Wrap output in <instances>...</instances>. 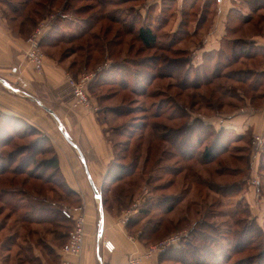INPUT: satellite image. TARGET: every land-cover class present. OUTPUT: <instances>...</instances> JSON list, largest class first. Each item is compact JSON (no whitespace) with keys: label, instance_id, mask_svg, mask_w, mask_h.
<instances>
[{"label":"rangeland","instance_id":"obj_1","mask_svg":"<svg viewBox=\"0 0 264 264\" xmlns=\"http://www.w3.org/2000/svg\"><path fill=\"white\" fill-rule=\"evenodd\" d=\"M6 1L9 5L5 4V0L0 1V10L2 13L0 21L6 17L11 26H19L20 23L23 22L21 27L27 32L25 36L27 39L34 32L37 24L44 20L49 28L53 27V23L55 24L57 18L61 16V13L57 16H54V13L63 10V7H66L67 12L64 13L66 15L62 16V20L58 19L56 23L57 30L51 33L54 34V36L59 37L64 33L63 35H66L63 37L67 39L71 37V34L77 32V30L81 31L84 28L83 22L89 20L90 24L94 26L87 35L78 39H71L70 41H57L50 47L42 45L45 56L46 53L56 57L63 55V61L68 66L73 60L78 59L80 64L77 65L74 70L81 69V74H93V78H95L98 74H105L106 72H104V70L110 72L109 66H107V63L110 62L106 60L105 54L107 50L111 49L116 52L112 60L115 63L121 64L124 68L123 70L115 69L119 77L114 80V83H104L99 86H94L93 88L91 86L89 87L92 96L90 97L91 102L98 108L94 112H98L101 108H106V114L100 116H106L108 121V124H105L107 137L113 140V148L115 146L117 156H119V158L124 156L121 142L132 134L134 136L131 139L130 152L127 158L124 159V162L131 164L134 160V153L138 152L140 154L135 174L115 183V187L112 188L114 194L121 188H125L127 190L126 192L131 193V195L134 194L136 198L145 197L144 199H146L154 196V199L157 196L165 194H180L184 187L188 186L189 192L183 202V204L189 203L191 206L189 212L183 213L186 215L187 219L176 228L167 223L164 228L165 232H167L165 233L163 231L164 235L159 236V234L154 233L150 234V237L144 240H146L149 245H152L159 243L171 234H184L183 238H181V241L176 246L163 252V254L168 252L172 254L173 251H171V249H187L186 238H188L189 241L193 240V238L190 239L189 237L190 232L193 231V234H197L199 238L200 234H206L211 239L209 242L205 243L207 250H214L216 255L219 254V252L223 253L222 257L218 260L215 255L202 256L204 252V250H202L197 256L199 258L198 263L197 261H192L191 257L188 256L189 253H186V256H188L186 260L181 259L182 256H180L178 252L172 259H168L165 264H215L217 261L221 264L222 261V263H225L227 258H231L228 264H234L235 260H243L248 254L254 253L255 251L252 249H250L252 251L248 249V251L234 253L233 247L236 246V242L241 238H243L245 243V245L241 243V247L250 246L249 244L252 242L250 237L252 234L248 235L249 228L250 232H254L255 224H257V227H261L264 230V142L260 147H256L253 144L255 134L264 135V133L252 132L248 134L247 131L243 135L244 138L242 141L233 143L228 153L224 154L210 165H202L200 161H198L200 160L198 158L185 160L180 155L174 157L170 155L173 148L171 145L166 144L168 155L163 158L164 160L159 163V166H155V159L157 158L156 146L163 141H159L157 136L160 132L153 129L154 126L152 125L154 122L159 121L169 126H179L188 120L194 122L195 128L199 127L198 118L210 119L215 116L216 112L222 113L217 111L218 109L213 106H206V104L212 101L211 98H214V101L224 100V102H226L223 111H229L231 109L228 106L229 103L234 106L246 104L247 99L252 97V94L264 91V51H260L259 55L251 59L242 57L237 63H233L225 58V63L229 64L221 68L223 71V73H221L227 74V76L231 75L235 78L231 79L226 76L225 78L221 77L218 78L215 83L204 86L202 91L206 94V97L203 102L201 101L200 109L197 107V113H191V115L183 118V113L175 107H172V103L167 101L168 99L166 97L171 95L180 101H189V96H187V94H189L190 91H182L183 93L181 95H177L180 89L175 87V84L182 80V69L180 71L181 73H177V75L174 76V79H155L148 88L147 85L151 79L149 80L147 77V80L142 82V85L147 89L145 93H133L131 91L132 87H138V90H140L139 87L141 84L138 85L137 82H141L144 77L141 76L140 73L146 75L150 70H153L149 60L144 62L141 61V59L146 60L147 57L160 54L161 52L156 49L145 48L135 35L129 34L127 31H122L118 36L115 35L120 29L119 25L110 22L107 18L103 19L101 17L103 13H105L106 16H111L112 13L118 11V14H120V16L122 15L121 17L129 19V21L132 20L135 23V29L141 25H150L158 32L159 44L161 47H168L172 42H175V50L172 49L173 52L169 53L166 51V54H170L177 58H184L187 55L190 56V52L187 54L186 51L188 50L186 49L199 44V40H191L190 36L185 35V32L193 30L196 27L210 26V21L207 22L209 14L205 11V4L202 0H105L106 3L104 4L102 0H56V5L53 7L54 9L52 8L53 12L50 13L44 10L40 3H38L40 0H31L28 4L23 3L24 0ZM235 8L237 13L239 12L238 14L243 16L250 14V18L252 16L253 19L248 23H243L236 19L234 14L230 16V21H228L227 24V38L223 44L227 55L230 54L231 50V45L227 43L235 41L236 38L240 40V42L250 41L249 38L255 33H264V8L253 11L242 0L236 1ZM35 12H39L40 15H36ZM43 17L47 18L44 19ZM111 39H114L112 41L114 44H108V41ZM88 45L90 46V51L88 52L93 56V60L90 65L85 67L84 60L87 56L85 49ZM256 48H259V46L254 45L251 49V54L255 53L254 51ZM73 51H75V53L72 55ZM206 65H210L209 62H206ZM212 67L213 66L208 68V70H212ZM69 74L73 76L72 73ZM79 76L76 77L78 78ZM237 77H242L245 81L239 82ZM113 79L114 76L112 81ZM256 80H258L257 84L259 85L258 87H260L258 91L252 90V83L256 82ZM123 85H128L129 88L124 89ZM220 86H224V88H220ZM222 91H226L227 93L225 94ZM233 95H235L236 98L239 97V95H244V97L236 99ZM256 104L264 105V101L261 103L256 102ZM113 106H117L118 110L122 112V115L114 116L113 114H108L110 112H107V108H112ZM128 110H131V112L123 115V113ZM159 112L163 114V117L158 119L155 117V114ZM167 115L170 116V119L166 118ZM172 117L174 120L171 119ZM2 120L3 119L0 118V121ZM203 121L206 123L205 120ZM135 122H144L142 129H135L133 127ZM26 132L27 133L23 131L19 132V135H16V140L12 141L9 146L0 147V150H3L2 153H6V150H12L15 144L20 146L40 136L38 134L31 135L28 133V130ZM137 147L140 149H135ZM201 148L203 150V146ZM47 155L48 154L39 155V158ZM148 157L149 160L147 161ZM173 166L185 167V169L181 174L173 175L168 169H173ZM225 166L231 168V171L227 169L228 171L224 174L220 171L219 173L215 172L217 170L216 168H225ZM174 178L176 179V183H171ZM255 180L257 183L255 182L254 184ZM210 181L216 188L220 186H217V184L238 181L242 182L243 186L239 192H235L234 194L231 193V189L228 190L229 192L217 193L207 185V182ZM157 184H161V187H158V190L154 191L153 187ZM251 185L254 187H251ZM146 190L147 193L145 192ZM220 191H223V189L221 188ZM248 191H250V199L248 198V194H246ZM20 198L19 196V200H21ZM153 199L150 200V203L153 202L152 204L154 205L155 199ZM96 200L98 204L101 203L100 199L96 198ZM72 204L75 206L78 203L73 202ZM102 207L101 210L103 211ZM141 207H143V205ZM63 208L69 210L68 205L63 206ZM8 212V209L5 210L2 202H0V222L7 224L6 228L0 232V242H4L5 238L10 236V234H14L16 235L17 245L12 246L9 250L0 247V262L2 264H18L17 260L19 255L17 256V254L20 247H23L24 250L21 255L24 258V263L22 264H35L36 261L42 262L41 257H43L48 264H55L52 260V255L50 256L48 251L44 250L42 246H37L38 252L41 253L40 258L36 257L35 248L34 253H29L27 251V248L31 246V243H26L24 240L25 236H27V230L20 228L21 224H16L18 213L24 211L20 210L13 215H8ZM169 216L175 217L174 214ZM165 217L167 216L162 214L160 210L150 208L148 215H140V217H138L142 218L140 223L133 225L129 231L133 236L143 237L144 229L142 230V228L149 225L148 222L150 219H165ZM245 225L248 226L246 236L240 234ZM42 228V226L36 227L38 231L36 237H33V240L37 239L38 236H42L45 238L43 242L46 243L47 240H51L52 238L48 239L49 235ZM196 244L199 252V249H202L201 246L204 243L199 241V243L196 242ZM27 258L32 260L31 263L26 261ZM243 262L244 261H242V263Z\"/></svg>","mask_w":264,"mask_h":264},{"label":"trees","instance_id":"obj_2","mask_svg":"<svg viewBox=\"0 0 264 264\" xmlns=\"http://www.w3.org/2000/svg\"><path fill=\"white\" fill-rule=\"evenodd\" d=\"M3 1V0H0ZM31 0H24L23 3H29ZM125 1V0H123ZM251 10L255 11L261 8H264V0H242ZM103 4L106 3L105 0H102ZM38 3L43 7L44 10H47L49 13L53 12L52 8L56 5V0H46L42 1L40 0ZM5 4L9 5L8 2L5 0ZM54 9V8H53ZM82 9V8H79ZM69 11V10H68ZM78 11V10H76ZM67 12L66 7H63V10L56 11L54 13V16H57L59 13H61V16H59L55 22L53 23V27H50V29L45 33L42 39V45L43 46H53L54 43L57 41L62 40H68L71 39H78L81 38L91 30L92 24H90L89 20L83 22L84 28L77 32H74L71 34V37H68L67 39H64L63 35H60L59 37L54 36V34H51L52 31L57 30L56 23L58 22V19L62 20V16L66 15L64 14ZM239 13V12H238ZM237 10H231V15L234 14L236 19H238L240 22L248 23L253 18L250 14L248 15H241L238 14ZM36 15H40L39 12H35ZM49 16V15H48ZM47 16V17H48ZM122 16V15H121ZM120 14H118V11L115 13H112V15L106 16L105 13H103L101 18H107L110 22L119 25L120 29L115 34L118 36V34H121L122 31H127L129 34L135 35L138 40L142 43V45L147 49H156L160 54H156L150 57H147L146 60L141 61H150L152 64V69L146 75L142 78V81L138 85L141 84L139 87L140 90H138V87H132L131 91L133 93H145L147 90L145 86L142 85V82L147 80V77L149 78L150 82L147 85V88L152 82H154L155 79H164V78H171L174 79V76L177 75V73H181V69L183 71L182 80L180 82H177L175 84V87L179 88L180 90L177 92V95H181L182 91H190L187 96H189V101H180L177 98L170 96L167 97V101L172 103V107H175L176 109L180 110L183 113V118H186L187 116L191 115V113H197V107L200 109L201 101L205 100L206 94L202 91L204 86L211 85L215 83V81L218 78L221 77H230L235 78L231 75L222 74L223 71L221 68L223 66H227L228 64L225 63L224 59H228L231 62L237 63L242 57L251 59L254 56L259 55L260 51H264V46L256 45L254 41H246V42H240V40L235 39V41H231L227 43L228 45H231L230 54L225 53V48L223 46L226 35L223 37L222 40V47L219 51L215 52V59L213 62H209L210 65L203 64L202 66H194L191 63V55H187L184 58H177L175 56H172L170 54H166V51L173 52L172 49L174 48V43L170 44L168 47H161L159 44V36L158 32L150 25H141L138 28H134L135 23L129 19L121 17ZM47 17H43L46 19ZM230 21V18H229ZM264 21V18H263ZM89 22V23H88ZM23 22L20 23V27ZM228 26V25H227ZM21 29L25 31L24 28L21 27ZM228 29V28H227ZM114 39H111L108 41V44H114L112 42ZM243 40V39H242ZM245 41V40H243ZM253 44V45H252ZM255 46H259V48H256L254 51L255 53L251 54V49ZM86 53V59L84 60L85 67L87 65H90V63L93 60V56H91L90 46L85 49ZM185 51V50H184ZM75 53V51L72 52V55ZM116 52L114 50H107L105 57L106 60L110 63H107V66H109V71L104 70L106 72L105 74H98L91 80L88 84V90L91 86L92 88L94 86H99L104 83H114V80L119 77V74L115 72V69H121L123 70V66L119 63H115L112 58ZM188 54L189 51H186ZM246 53V54H245ZM173 54V53H171ZM264 54V53H263ZM83 57V56H82ZM81 57V58H82ZM59 60H63L64 56H58ZM79 60H73L69 66L68 71H70L73 76H79L82 72H80L81 69L74 70V68L79 65ZM82 62V61H81ZM83 63V62H82ZM212 63L214 65H212ZM213 66L212 70H208ZM221 69V70H220ZM167 70V71H165ZM222 72V73H221ZM138 74V73H137ZM114 76V79L112 81V78ZM180 77V76H179ZM238 81L242 82L245 81L242 77H237ZM248 79V78H247ZM112 81V82H111ZM178 81V80H177ZM257 81L252 83V90L258 91L260 87L257 84ZM123 88L127 89L129 88L128 85H123ZM220 88H224V86H220ZM231 89V88H230ZM229 90V89H227ZM232 90V89H231ZM141 91V92H139ZM230 91V90H229ZM223 93H227L226 91H222ZM232 92V91H231ZM233 93V92H232ZM90 97L91 93L89 91ZM235 94V93H233ZM236 95V94H235ZM234 96V98H236ZM231 96V97H233ZM101 97V96H100ZM181 97V96H180ZM244 96L237 97L238 99H241ZM236 98V99H237ZM214 99V98H213ZM211 98V102L206 104L208 107H215L218 109V111L221 112V109L226 106V102L223 101H217L213 100ZM249 99L253 103H261L264 101V91L252 94V97H249ZM159 106V105H158ZM230 107H235L234 105L230 104ZM237 106V105H236ZM110 112L108 114H113L114 116L122 115V112H120L117 108V106H113L112 108H107V112ZM106 108H101L98 110V117L99 120L104 123L108 124V121L106 119V116H100L102 114H106ZM131 110H128L123 113L128 114ZM156 118H162V113H156ZM0 118L3 119L2 122L6 126H12L11 131H7L4 128H0V147H7L9 146L12 141L16 140V135H19V132L23 131L24 133L32 134H38L40 135L38 138H35L29 143L22 144L20 146L14 145L12 150H6V153H2L3 150H0V202H2L4 209H8V215H13L14 213L19 212L20 210H23L24 212H19L18 218L16 220V224L19 223L20 228L23 230H27V236H25V242L31 243V246L27 248V251L29 253H34V248L36 249L37 246H42L44 250L48 251L49 255H52V260L55 264L58 263L57 260V254H56V248H61V246L66 242L68 238V234L71 231V229L74 226V216L73 211H71L73 208L79 209L82 206V199L80 195L70 188L64 178L62 177L60 168H59V162L57 154L52 147V145L48 142V136L45 134L40 133L35 128H26L21 129V127H18L15 123L4 121L5 116L0 115ZM167 119H170V116L167 115ZM174 120V118H171ZM197 120V119H196ZM199 121V127L194 126V122L186 121L184 124L179 126H169L167 124H164L162 122H154L152 126L153 129L160 132L157 138L159 141H163L162 143L158 144L157 147V158L155 159V166H159V163L163 161L164 157L168 155V148L165 146L166 144L171 145L173 148L170 155H173L174 157L181 156L185 160H190L191 158H198L200 160V163L202 165H210L214 163L218 158H220L222 155L228 153L232 146H233V133L231 130L220 128L217 130L213 125L207 124L203 121V119L198 118ZM144 126V122H135L133 127L136 129H142ZM21 129V130H19ZM15 130V131H14ZM19 131V132H18ZM134 131V130H133ZM105 132L107 133V129H105ZM134 135L127 136V139L121 142L122 144V151L124 152V156L119 158L115 152V146H114V160L111 162L107 173L105 175V178L103 180L102 187L99 189L101 193V205L105 207L107 202V191L109 187L115 183H118L119 181L133 176L135 174V170L138 165V161L140 159V154L138 152L134 153V160L131 164L125 163L124 159L127 158V155L130 152L131 148V139ZM109 140L113 144V140L109 137ZM164 143V144H163ZM203 146V150L202 147ZM140 149V148H135ZM136 150V151H137ZM48 154L47 156H44L42 158H39V155ZM264 155V153H263ZM147 159V158H146ZM264 159V157H263ZM149 160V157L147 161ZM169 167V166H167ZM168 168L173 175L181 174V172L185 169V167H172ZM216 173H219V171L224 174L231 168H228L225 166V168H216ZM235 171V170H234ZM157 180V179H156ZM172 181V180H170ZM169 181V183H170ZM176 179L174 178L171 183H174ZM176 183V182H175ZM217 184V183H216ZM52 185V186H51ZM207 185L211 187L215 192L217 193H223L227 192L229 189H231V193L234 194L235 192H239L241 187L243 186V183L238 182H231V183H225V184H217L220 185L218 188L213 185V183L207 182ZM161 187V184H157L155 187H153V190H158L157 188ZM223 189V191H220V189ZM127 190L125 188H121L117 192H115L114 196L115 199L117 198L118 204L121 208H128L135 200L134 194L131 195V193L126 192ZM189 192V187H184L182 192L180 194H165L155 197V204L153 205L150 200L153 199L154 196H151L149 198H146L144 200L143 207L140 208L139 213L135 215L129 223L126 225L128 230L131 229L133 225H136L140 223L142 218L140 215H148L150 208L158 209L162 212V214H165L167 217L165 219L158 218L156 220L150 219L149 225H146L142 228L144 229L143 237H140L141 239H146L150 237V234H159V236L164 235L163 231L165 232L164 228L166 224L171 225L173 227H178L182 222H184L187 217L184 215V212H189V209L191 208L189 203L183 204L184 200L186 199V196ZM229 192V191H228ZM8 196V197H6ZM19 196L21 197L19 200ZM17 197V198H16ZM153 199V200H154ZM73 202H76L75 206H73ZM68 203V204H66ZM150 203V204H149ZM68 205V209L66 210L63 208V206ZM146 206V207H145ZM66 210L71 214V217H67L66 214L63 212ZM174 214L175 217H171L169 215ZM68 223V224H67ZM67 224V225H66ZM72 224V225H71ZM7 226L6 223L0 222V232L5 229ZM42 226L43 230L47 232L48 239L52 238L51 240H47L46 243L43 242L45 238L42 236H38L37 239L33 240V237H36L38 229L36 227ZM49 226V227H48ZM52 229V230H51ZM62 229V230H61ZM70 229V230H69ZM242 232L240 234L247 235L246 232L248 230V226H244L242 228ZM69 230V231H68ZM130 232V231H129ZM143 232V231H142ZM162 232V233H161ZM167 232V231H166ZM165 232V233H166ZM239 233V232H238ZM252 234L250 237L252 239L250 246H244L241 247V243L245 245L243 238H241L238 242H236V246H234L233 251L234 253H241L244 251H255L252 254H248L246 257H244L243 260H235L234 264H264V230L261 227H257V224H255V231L250 232L248 235ZM40 237V238H39ZM190 239L193 238V240L189 241L188 238H186V246L187 249H171L173 251L172 254L170 252L162 254V258H165L166 260L172 259L176 254L179 252V255L182 256L181 259L186 260V257H191L192 261H197L199 263V258L197 257L199 253L204 250L202 253V256H210L215 255L217 259L219 260L222 257V252H219V254H215L214 250H207L206 244L211 239L206 234H200L199 236L196 234H193V231L189 234ZM242 237V235H241ZM20 238V237H19ZM201 241L204 243L201 247L202 249L197 248L196 242L199 243ZM17 245L16 244V235L10 234L7 238H5L4 242H0V247L5 250H9L12 248V246ZM205 245V246H204ZM252 249V250H250ZM23 247H20V250L17 254L19 255V258L17 260L18 264L24 263V258L22 257V251ZM175 252V253H174ZM186 253L189 255L186 256ZM34 255V254H33ZM27 257V255H26ZM38 257V256H36ZM35 257V258H36ZM40 258V257H38ZM8 259V258H6ZM23 259V260H22ZM179 259V260H181ZM231 258H227L225 263H229ZM28 262L31 263L32 260L28 259ZM41 261V260H39ZM242 261H244L242 263ZM6 262V261H5ZM61 262V261H60ZM223 262V261H222ZM221 264H225L222 263ZM35 264H41V262H37ZM215 264H220L219 261L215 262Z\"/></svg>","mask_w":264,"mask_h":264},{"label":"crops","instance_id":"obj_3","mask_svg":"<svg viewBox=\"0 0 264 264\" xmlns=\"http://www.w3.org/2000/svg\"><path fill=\"white\" fill-rule=\"evenodd\" d=\"M202 1L209 14L207 22L210 21V26L185 32L191 40H199L198 45L186 49L194 66L214 61L215 52L222 47L231 10L236 9L237 0ZM25 36L21 27L9 25L6 17L0 21V115L5 116L4 121H13L23 129L33 127L48 136V142L57 154L62 177L82 199V206L71 211L75 215L80 212L85 215L84 250L80 256H72L62 254L57 248L58 263L69 258L74 264H129V258L140 256L150 245L146 240L133 236L126 225L121 224L120 216L125 208H121L115 199L112 188L116 184L109 187L106 205L102 207L96 200L86 172L88 170L100 189L115 156L113 144L105 132L106 125L99 120L97 112L74 107L73 96L66 83V76L71 72L63 60L46 53L43 71L34 70L26 59L28 43ZM249 39L264 46V33H255ZM229 108V111L222 108V113L216 112L215 116L203 120L217 130H231L233 143L242 141L247 131L248 134L264 133V105H257L248 98L246 104ZM0 128L10 132L12 126L5 127L0 121ZM246 194L249 198L250 191ZM107 240L115 246L113 252L103 248ZM35 253L40 257L37 248ZM162 254L143 258L140 264H165L167 260L162 258ZM41 258V264H48Z\"/></svg>","mask_w":264,"mask_h":264},{"label":"built area","instance_id":"obj_4","mask_svg":"<svg viewBox=\"0 0 264 264\" xmlns=\"http://www.w3.org/2000/svg\"><path fill=\"white\" fill-rule=\"evenodd\" d=\"M220 3L222 0H216ZM2 18V13L0 10V19ZM49 26L46 21H42L37 24L34 32L27 39L28 48L26 50V59L32 64L33 68L37 72H41L45 66V53L42 49V39L45 33L49 30ZM93 79V74H81L78 78L67 74L66 83L68 84L72 96L73 105L75 107H85L91 111H96L98 108L94 106L90 99V94L88 90V84ZM264 142L263 134H255L253 139V144L256 147L262 146ZM256 180L254 181L255 184ZM257 183V182H256ZM147 193V190L145 191ZM145 197L136 198L134 202L127 209L123 210L120 216V222L123 225H127L129 221L139 213L141 206L143 205ZM67 217H71V214L66 210L63 211ZM184 235V234H183ZM182 233L171 234L159 243L152 244L148 249L140 256H132L129 258V264H140L143 258L151 257L155 253H163L166 250L176 246L183 238ZM86 237V218L84 213H79L74 216V226L68 234L66 242L61 246L60 250L62 254L80 256L84 250ZM103 248L109 252H113L115 246L110 240H107L103 244ZM0 264H2L0 262ZM60 264H74L69 258H63Z\"/></svg>","mask_w":264,"mask_h":264},{"label":"water","instance_id":"obj_5","mask_svg":"<svg viewBox=\"0 0 264 264\" xmlns=\"http://www.w3.org/2000/svg\"><path fill=\"white\" fill-rule=\"evenodd\" d=\"M86 172H87L88 179H89V181H90V183L92 185V188L94 190V193H95L96 198H98V199L101 200V193H100L98 187L95 185V183H94L93 179L91 178V175L88 172V170H86Z\"/></svg>","mask_w":264,"mask_h":264}]
</instances>
